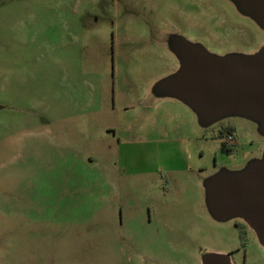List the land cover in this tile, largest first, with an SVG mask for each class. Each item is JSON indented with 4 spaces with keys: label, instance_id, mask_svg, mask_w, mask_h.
<instances>
[{
    "label": "rangeland",
    "instance_id": "obj_1",
    "mask_svg": "<svg viewBox=\"0 0 264 264\" xmlns=\"http://www.w3.org/2000/svg\"><path fill=\"white\" fill-rule=\"evenodd\" d=\"M180 40L251 56L264 28L233 0H0V264H264L209 197L263 161L264 130L170 95Z\"/></svg>",
    "mask_w": 264,
    "mask_h": 264
},
{
    "label": "water",
    "instance_id": "obj_2",
    "mask_svg": "<svg viewBox=\"0 0 264 264\" xmlns=\"http://www.w3.org/2000/svg\"><path fill=\"white\" fill-rule=\"evenodd\" d=\"M233 1L264 28V0ZM177 46L181 67L164 85L170 95L185 102L204 123L249 116L264 130V48L251 56H217L188 40ZM209 197L221 218H241L264 246V159L242 172L214 177ZM203 264L233 263L227 255L212 254Z\"/></svg>",
    "mask_w": 264,
    "mask_h": 264
},
{
    "label": "flooded vegetation",
    "instance_id": "obj_3",
    "mask_svg": "<svg viewBox=\"0 0 264 264\" xmlns=\"http://www.w3.org/2000/svg\"><path fill=\"white\" fill-rule=\"evenodd\" d=\"M186 39H188L187 37H186ZM189 40V39H188ZM167 50H168V52L169 53H172V56H174V55H177V51H178V46L175 44V43H173V41H172V44L171 45H168V47H167ZM174 54V55H173ZM178 56V55H177ZM172 65H174L175 66V72H177L179 69H180V67H181V62H180V59H179V57L177 58L176 56H174L173 57V59H172V62H170ZM174 71V70H173ZM174 73V72H173ZM225 129V128H224ZM223 129V130H224ZM222 130V131H223ZM221 135V134H220ZM224 135H226V134H224ZM223 138H224V136L220 139V141H222L223 140ZM226 145V146H228L226 143H223L222 142V144L221 145ZM222 150V149H221ZM223 152V151H222ZM227 153H233V152H231V151H226ZM224 153V152H223Z\"/></svg>",
    "mask_w": 264,
    "mask_h": 264
},
{
    "label": "trees",
    "instance_id": "obj_4",
    "mask_svg": "<svg viewBox=\"0 0 264 264\" xmlns=\"http://www.w3.org/2000/svg\"><path fill=\"white\" fill-rule=\"evenodd\" d=\"M234 132V129L229 127V128H225L222 132H221V135H220V138H222L223 136H225L224 134H233ZM221 149L223 152H226V151H231L232 152V149L228 148V146L226 145H221Z\"/></svg>",
    "mask_w": 264,
    "mask_h": 264
},
{
    "label": "built area",
    "instance_id": "obj_5",
    "mask_svg": "<svg viewBox=\"0 0 264 264\" xmlns=\"http://www.w3.org/2000/svg\"><path fill=\"white\" fill-rule=\"evenodd\" d=\"M223 143H226L227 145L233 144L235 142V135L234 134H226L222 140Z\"/></svg>",
    "mask_w": 264,
    "mask_h": 264
}]
</instances>
